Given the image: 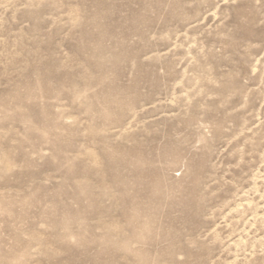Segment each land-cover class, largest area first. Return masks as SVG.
<instances>
[{"label": "rangeland", "instance_id": "rangeland-1", "mask_svg": "<svg viewBox=\"0 0 264 264\" xmlns=\"http://www.w3.org/2000/svg\"><path fill=\"white\" fill-rule=\"evenodd\" d=\"M0 264H264V0H0Z\"/></svg>", "mask_w": 264, "mask_h": 264}]
</instances>
